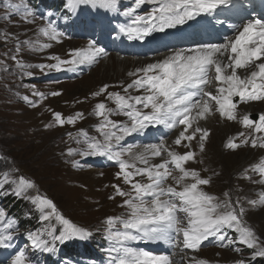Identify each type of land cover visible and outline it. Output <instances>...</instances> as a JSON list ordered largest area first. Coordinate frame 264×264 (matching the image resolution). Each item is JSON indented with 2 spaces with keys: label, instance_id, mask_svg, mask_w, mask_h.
I'll list each match as a JSON object with an SVG mask.
<instances>
[{
  "label": "snow or ice",
  "instance_id": "6c2138e0",
  "mask_svg": "<svg viewBox=\"0 0 264 264\" xmlns=\"http://www.w3.org/2000/svg\"><path fill=\"white\" fill-rule=\"evenodd\" d=\"M152 2L158 6L146 16L137 15L133 20V24L142 26L120 28V32L127 35L129 40L143 39L154 31L163 32L167 28L183 25L201 14L210 15L218 7L230 4L232 0ZM143 3L145 0H136L138 6ZM68 4L73 9L88 4H99L106 9L116 8V0H68ZM23 7L25 22H31L26 18L34 16V13L26 5ZM134 12L135 9H131L127 15ZM40 32L51 40L64 35L51 22L41 27ZM41 47L49 48L51 45L45 43ZM102 54L106 55L105 50L95 47V42L90 41L87 50H72L68 54L71 57L68 60L52 57L57 63L46 67L59 71L62 65H71L69 70L74 71L75 66L94 63ZM128 75L137 78L124 87L125 95L107 92L108 85L94 93L95 96H100L107 92V98L115 104V108H108L103 102L95 106V115L103 117L97 128L104 138L103 142L89 137L83 130L79 133L87 143V150L82 155L107 156L109 160L117 162L119 171L116 177L129 186V190L125 191L120 185H113L115 196L109 197L125 198L121 206L128 210L125 216H109L104 220L107 239L114 241L116 245L107 250L110 255L116 253L112 256V264H175L168 255H154L148 251L127 247L126 242L163 241L198 251L210 238H216L221 242L220 246L224 247L222 242L227 238L228 229H233L239 234L240 243L252 250L253 259L264 257V239H261L243 219L246 215L243 204L239 200L232 201L230 193L227 192L224 193V200L210 195L202 187L211 183L210 178H203L198 171L185 166L189 161L195 160L193 151L180 153L167 146L163 140L158 144L145 145L143 151L134 152L131 146L117 150V145L124 136L141 132L149 125H163L168 129L183 126L173 142L176 146L186 141L189 143L184 144V147H190V142L196 139L199 133V147L203 152L204 141L210 133L207 128L200 126V121L207 120L216 113L230 121L237 120L239 105L236 98H239L241 104L264 101V18L247 19L236 28L235 36L224 43H206L196 48L174 50L162 60L149 63ZM129 89L140 94L131 95ZM36 95L43 98L44 94ZM23 99L28 101L27 96ZM113 114L127 116L129 123L110 119ZM82 115L77 113L75 117H68L67 123H75ZM54 117L56 123H65L61 113H55ZM239 122L256 133H264V113L259 115L258 120L244 115ZM240 135L244 136V133ZM242 143H250L254 148L264 149V136L245 139ZM239 146L231 139L227 144V147L232 149ZM72 152L73 149L70 148L68 154L71 155ZM125 156L128 158L125 159ZM158 157L161 158L160 162H154ZM253 170L264 176V164L257 165ZM138 177L140 179H137ZM169 180L173 183H168ZM7 183L9 181L5 174V181L0 183V189ZM11 184L15 185L12 193L17 197L30 199L41 212L42 220L48 221L55 216L63 225L54 240L61 243L85 241L92 235L87 229L78 227L60 214L51 199L39 195L27 196L28 190L35 188L33 181L21 175L12 180ZM247 203L253 207L264 206V194L257 200H248ZM4 219L5 213L0 210V222ZM117 224L122 228H117ZM11 225L12 222L9 221L8 226ZM181 236L182 239H178ZM28 238L37 249L44 252L56 251L54 246L49 247V242L41 239L36 233L29 232ZM12 239L11 232L7 235L0 233V248H10ZM231 243L233 241H229V244ZM234 250L241 251L239 248ZM12 264L33 262L28 260L24 250H19ZM193 264L208 262L193 258ZM235 264H245V260L238 259Z\"/></svg>",
  "mask_w": 264,
  "mask_h": 264
},
{
  "label": "rangeland",
  "instance_id": "374dc122",
  "mask_svg": "<svg viewBox=\"0 0 264 264\" xmlns=\"http://www.w3.org/2000/svg\"><path fill=\"white\" fill-rule=\"evenodd\" d=\"M50 2L51 4H47ZM15 5L20 7H13ZM25 5L32 11L43 14V21L47 17L52 18L71 34H74L77 28L86 27L88 23L95 24V21L90 19L93 8H98L95 16L99 25L101 21L106 24V11L111 10L99 4L80 5L73 9L68 0H0V183H4L5 174L9 181L7 184H11L13 177L21 175L33 181L35 188L30 189L31 196L39 195L51 199L58 212L66 219L92 232L97 244L103 240L104 252H108L109 248L116 245L114 241L107 239L104 220L109 216H125L128 212L121 206L125 198L109 197L115 196L113 185H120L125 191L129 190V186L117 179V162L108 165L98 162L93 167L88 164L91 157L99 155H82L87 150V143L79 133L83 129L90 133L94 131L95 122L103 120V117L95 115L96 104L103 102L108 108H115L114 102L107 98V92L125 95L124 87L137 78L128 74L145 67L150 63L146 59L153 58L139 57L145 61L141 67L133 68L132 71H124L116 64L109 67L104 60L108 57H98L94 63L75 66L74 71L69 70L71 65H62L59 71L50 70L46 66L57 63L52 57L68 60L71 58L68 54L72 50H87L97 28L85 41L65 36L51 40L40 32V28L47 25L42 20L29 16L26 19L31 22H25ZM152 8L155 6L145 2L135 9L130 18L152 11ZM49 13L52 15H48ZM76 19H79L78 24ZM102 38L98 41L101 42ZM45 43L51 47L42 48ZM114 48L115 54L109 53V57L117 56L116 52L120 50L132 52L131 48L121 45H115ZM84 66L86 73L81 72ZM39 77L47 78L45 80ZM67 77L73 79H66ZM105 85H108L107 92L95 96L94 93ZM56 92L60 95H52ZM36 93H43V98ZM129 93L140 94L133 89H129ZM25 96L28 101L23 99ZM236 102L239 104V98H236ZM237 111L238 119L234 121L222 118L218 113L214 114L212 119L200 121V126L207 128L210 133L204 141L203 152L199 147V133L188 148L184 147V144L189 142H182L180 146L173 143L180 130L177 135L167 139L170 141L166 145L180 153L193 151L195 160L189 161L185 166L198 171L203 178H210L211 183L202 186L204 191L220 200L225 199L224 193L227 192L230 193L232 201L239 200L246 210L243 219L261 239H264V206L253 207L247 203L248 200H257L264 194L262 175L253 170L257 165L264 164V149L254 148L250 143H242L245 139L264 136V133H256L239 122L244 115L258 120L259 115L264 113V101L240 103ZM57 112L61 113L65 120L63 125L55 122L54 114ZM77 113H82V118L76 119L75 123H67V118L75 117ZM109 118L121 123L126 120L129 122L123 114H113ZM97 133L88 136L103 140L100 132ZM240 133H244V136ZM139 137L138 135L134 140L130 139L122 148H134L135 143L141 142ZM230 139L240 146L235 149L227 147ZM70 148L73 149L71 155L68 154ZM119 148L121 147L117 146V150ZM105 159H108L107 156ZM168 183L173 181L169 180ZM13 187L11 184L6 191L12 192ZM20 201L25 207L33 204L27 198H20ZM53 224L57 223L51 219L48 228ZM40 225L38 222L31 228ZM117 228L122 226L117 224ZM231 241L233 243H228L226 247L210 246L201 251H190L195 252V259H204L208 264H235L238 259H244L245 264H264V257L253 259L252 250L240 243L239 237H234ZM144 242L130 241L126 242L125 246L139 250ZM236 248L241 251H235ZM115 255L116 253H112V256ZM112 256L109 258L110 264ZM177 261L184 263V256L177 257Z\"/></svg>",
  "mask_w": 264,
  "mask_h": 264
},
{
  "label": "bare ground",
  "instance_id": "6f19581e",
  "mask_svg": "<svg viewBox=\"0 0 264 264\" xmlns=\"http://www.w3.org/2000/svg\"><path fill=\"white\" fill-rule=\"evenodd\" d=\"M250 18H264V0H232L230 4L218 7L216 11L210 15L201 14L193 20L186 21L183 25H179L172 29V34H176L178 43L176 45H173L171 48L160 52L159 54H157V56L152 57L153 59L146 60H148V62L150 61V63H154L158 60H162L174 50L196 48L198 45L206 43H224L229 38H233L236 34V28L242 25L244 22L247 21V19ZM109 56L110 55L107 52L106 55L102 54L99 57H108L104 60H106V63L107 65H109V67L114 66L116 64L119 68L123 69L124 71L128 69H131L132 71L133 68H139L145 61L144 58H133V56ZM237 112L239 113V111ZM213 116L214 115L210 116L208 120L212 119ZM182 128L183 126H177V128L174 129V131H172L171 134L163 141L167 144L170 141L167 139L169 137L171 138L177 135L178 130H182ZM152 130L155 131L154 126H152ZM190 130L191 129H189V131ZM147 142L148 143L144 145L135 143L133 151H143V147L145 145L158 144L155 140ZM209 145L211 144L209 143ZM160 160L161 158L158 157L154 159V162H160ZM182 247V245L177 246V244H171V253L167 255L173 261H175V264H181L177 261V257L182 256H184V263L182 264H193V258L197 257L195 252H185L182 250ZM153 254L165 255L163 253Z\"/></svg>",
  "mask_w": 264,
  "mask_h": 264
},
{
  "label": "trees",
  "instance_id": "16d2710c",
  "mask_svg": "<svg viewBox=\"0 0 264 264\" xmlns=\"http://www.w3.org/2000/svg\"><path fill=\"white\" fill-rule=\"evenodd\" d=\"M13 202H14V201H13ZM14 207H15V210H23V209H24L23 205H19V204L14 205ZM26 224H27V223H26Z\"/></svg>",
  "mask_w": 264,
  "mask_h": 264
}]
</instances>
